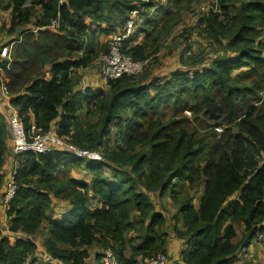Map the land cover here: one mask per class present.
<instances>
[{
	"label": "trees",
	"instance_id": "trees-1",
	"mask_svg": "<svg viewBox=\"0 0 264 264\" xmlns=\"http://www.w3.org/2000/svg\"><path fill=\"white\" fill-rule=\"evenodd\" d=\"M108 2L123 25L126 7L135 6L129 0H8L5 5L10 15L7 26L0 30L13 33L20 25H33L20 28L17 37L2 43L14 45L10 60L0 59L9 101L26 131L54 127L58 135L80 147L103 146L105 156L83 159L59 148L16 153L13 180L17 187L6 209L9 229L32 233L47 219L50 233L43 245L52 257L67 264H99L102 251L96 253V263L87 262V247L95 243L111 246L121 264H147L167 234L155 229L163 223V214L146 192L137 190V183L177 202L183 181L190 185L201 180L197 207L192 195L182 200L178 209L181 227L177 220L173 223L174 233L185 243L179 252L180 264H230L235 251L259 233L264 243V160L260 159L264 154V109L251 103L249 95L264 77V38H258L264 0H219L217 10L210 8L198 18L204 33L214 38L224 35L232 20V34L223 44L230 51L216 54L208 63L190 61L186 68H174L167 77H154L146 83L123 73L106 80V90L77 87L72 74L94 59L99 28L92 25L103 21ZM144 5L152 6L151 2ZM154 15L145 17L143 24L152 23ZM123 43L125 46L126 41ZM123 51L142 53L134 45ZM168 109L175 113L190 110L208 128L221 126V130L195 138L194 131L188 133V117L182 116L185 126L176 128L182 123L180 118L164 121L157 116ZM95 114L97 120L91 121L89 117ZM7 134V122L0 112V195L6 180L1 169ZM109 162L129 166L131 173ZM82 163L90 172L94 193L89 195L88 181L70 177L73 195L65 194L70 208L61 218H48L53 196L62 191L52 182ZM132 210L141 218L149 215L150 222L143 238L125 254L124 234ZM233 221L242 222L248 232L245 237L234 240ZM61 242L69 247L60 246ZM35 249L31 238L11 242L7 235H0V264H23L33 258Z\"/></svg>",
	"mask_w": 264,
	"mask_h": 264
},
{
	"label": "rangeland",
	"instance_id": "rangeland-1",
	"mask_svg": "<svg viewBox=\"0 0 264 264\" xmlns=\"http://www.w3.org/2000/svg\"><path fill=\"white\" fill-rule=\"evenodd\" d=\"M135 6L126 7L125 13L123 15L128 18H133L134 20V28L131 33L126 36L123 40L119 42L120 49L124 54L130 56L133 61L138 62V69L135 70L133 65H130V71L128 74H131L136 79L142 83L148 82L150 79L154 77L163 76V78L167 77L170 70L174 68H186L189 66L190 61H197V63L205 64L208 63L216 54L221 53L222 51L229 52V48H225L223 44L226 43V39L229 38L230 34H232L233 25L232 20H229L228 28L229 30L224 33V35H219L211 37L204 33L203 28L205 27L203 23H198V18L205 14L210 8L214 11L218 9V1L219 0H129ZM8 0H0V26L6 27L8 23V17L10 15L9 8H6L5 5ZM144 2H151L152 6L150 8H145ZM137 4V5H136ZM145 6V7H144ZM135 9L137 12L134 14L131 13V10ZM165 9V12H164ZM235 9V8H234ZM233 9V10H234ZM148 13H144V12ZM232 10V12H233ZM253 12V11H252ZM150 14H155V19L150 24H143V20L145 17H149ZM103 21H99L100 25L93 23V28H99L96 31L95 35V49L96 55L92 62L82 68H78L72 74V77L75 81H77V85L81 88L84 86H92L94 88L99 87L103 89H107V84L105 78L102 76L101 66L103 55H107L109 51L110 42L115 39V37L119 36L122 31L125 29V22L122 25L121 16L116 12L115 7L111 6V3L108 2V5L102 11ZM256 24L260 23L259 20H256ZM89 20L87 19V22ZM6 24V25H5ZM24 26H33L31 23L26 25H20L16 27V31L13 33L7 32L6 29L0 30V44L11 39L12 37H17V31ZM102 27H111L108 30H103ZM145 28V29H144ZM261 38H264V22L263 29L260 32ZM126 41L125 46L123 41ZM13 43L10 44V56L11 50L13 47ZM137 46L141 50V54H133L132 52H124L123 49H128L130 46ZM0 46V48H1ZM124 46L122 49L121 47ZM48 76V75H46ZM259 78V77H258ZM250 80H244V82H248ZM251 84V83H248ZM259 86H256L254 90L249 91L251 103H255L261 105L264 109V77L263 79H259ZM12 105L11 103L9 106ZM86 108L83 107L82 116L85 113ZM10 111L8 112L9 115ZM7 115V117H8ZM173 117H170V116ZM159 118H162L164 121L171 119H179L182 120V116L188 117V121L186 122L188 127V133L191 131L195 132L194 137L200 138L203 134L211 132H217V134L221 130V126H217L216 129L208 128L204 119L200 118V115H194L190 110L186 111H178L175 113L174 111L168 109V111L157 114ZM88 117V116H86ZM84 117V118H86ZM91 121L97 120V114L91 115L89 117ZM155 118V117H154ZM170 119V120H171ZM185 123L182 120V123H178L176 128L180 126H185ZM224 126V123L223 125ZM116 128L111 127V133L114 134ZM98 149L102 154V159H105L103 146L93 147ZM139 147L135 148L138 150ZM261 160H264V154L260 157ZM117 167H124L118 163L109 162ZM129 173H131V169L128 166L124 167ZM86 170L87 175H82V173ZM107 175H110L109 171L105 172ZM72 176L77 178H82L88 180L89 186V195L92 196L93 190L92 184L90 182V172L85 168V165L82 163L80 167H72L71 169L65 171L64 173L58 175L56 180L52 183L56 184L60 187L62 191L56 198H53V207L58 209V207L62 205H58L57 203L63 199V201L70 200L69 197H65L66 195H73L68 186V179ZM194 176V174H193ZM110 177V176H109ZM188 181L184 182L181 185L180 190H178L179 194L176 197L177 202L173 201L168 194L164 196H159L157 191H147L145 188H141V186L137 183V190H141L146 192L149 199L152 201L154 208L161 212L164 217V221L161 225H155V229L158 233L166 232V238L164 239L163 244L159 246L156 252H153L149 257L147 264H149V260L155 257L154 254L157 252L163 253L166 256L165 247L172 244L173 241L179 239L174 233L173 223L177 220V225L181 227L182 224V216L179 213L178 209L180 206V202L184 199H187L190 195L194 198L192 200L195 207H197L199 198L202 191V181L200 180L198 184H191ZM56 185L54 187H56ZM55 197V196H53ZM61 198V199H60ZM58 201H57V200ZM57 201V202H56ZM90 201L94 206L95 200L90 197ZM67 202V201H66ZM175 216V217H174ZM139 220H143V223H140ZM149 215L141 218V216L134 210H132L131 215L129 217L130 225L126 228L124 234V241L126 244L125 254H128L131 251V245L137 244L143 236L146 234V225L149 224ZM226 224V223H225ZM233 226L236 230V236L234 240H239L240 238L245 237L248 232L245 231L243 224L241 221H233ZM181 245H182V238ZM96 244V243H95ZM95 244L87 247L89 251V256L87 258V262L96 263L98 259H95V254L97 248H99V253L103 252L106 248H110L111 246H95ZM177 246L179 247V242L177 241ZM185 247V243L183 242L182 248ZM113 251V250H112ZM240 251V252H239ZM239 252V253H238ZM154 255V256H153ZM34 257V254H33ZM141 258L139 257V260ZM180 260V258L178 259ZM180 262H182L180 260ZM143 264V262H140ZM38 264H44L40 261ZM230 264H264V243L263 241L253 238L249 244L240 246L235 251V256L233 262Z\"/></svg>",
	"mask_w": 264,
	"mask_h": 264
},
{
	"label": "built area",
	"instance_id": "built-area-1",
	"mask_svg": "<svg viewBox=\"0 0 264 264\" xmlns=\"http://www.w3.org/2000/svg\"><path fill=\"white\" fill-rule=\"evenodd\" d=\"M137 12L135 9L131 10V13ZM54 25V23H53ZM134 28L133 18H128L125 22V29L121 34L115 37L110 42L109 51L107 55H103V61L101 66L102 76L105 80L109 78H116L123 73L130 71L129 66L133 65L135 70L138 69V62L133 61L129 55L124 54L121 49L119 42L128 36ZM10 60V44H2L0 48V59ZM8 66V65H7ZM4 68L0 66V80L3 83V90L6 95V87L3 82ZM10 113L7 117V124L9 127L12 148L14 154L32 149L36 151H45L52 148L66 149L73 153L75 156L90 159V160H101L102 154L98 149L80 147L75 143L71 142L64 136H60L54 130V127L47 131H42L39 128L32 127L30 131H26L24 123L17 111V108L10 105ZM18 161L15 158L14 168L6 174V180L4 183L3 191L1 193V199L4 204L8 206V201L14 195L16 190V183L13 180V175ZM257 239H261V234L257 235ZM240 252V251H239ZM238 252V253H239ZM155 257L149 260V264H180V261H169L163 253L157 252L154 254ZM153 255V256H154ZM99 264H121L119 258L114 254L110 248H106L99 260Z\"/></svg>",
	"mask_w": 264,
	"mask_h": 264
},
{
	"label": "crops",
	"instance_id": "crops-1",
	"mask_svg": "<svg viewBox=\"0 0 264 264\" xmlns=\"http://www.w3.org/2000/svg\"><path fill=\"white\" fill-rule=\"evenodd\" d=\"M46 75H48V76L50 75L49 70L46 71ZM48 76H46V77H48ZM77 87H80V86L77 85ZM9 104H10L9 96H7L5 91L3 90V83L0 80V112H2L4 114L6 122H7L8 112L11 109ZM7 129H8V134H7V137L5 139L6 149H5V153H4L3 166L1 169L5 173V175L8 172H10L15 166V154H14V151L12 148V141H11V135H10L8 124H7ZM87 174L88 173L86 172V170L82 173V175H87ZM80 179H82V178H80ZM83 180H86V179H83ZM86 181H88V180H86ZM56 197L57 196H55L54 198H56ZM66 201H63V199L61 201H59L57 204L62 205V206L58 207V209H56L55 207L52 208V206H53V203H52L51 209L47 212L48 218H61L66 213V210H68L70 208V202L68 200H66ZM6 209H7V205L2 202V199L0 196V235H7L9 237V239L11 240V242H14L19 237L31 238L36 244L34 257L32 259H27L23 264H38V263H40V261L44 264H67L66 262H64L60 259L52 257L48 253V251L46 250L45 246L43 245V240L46 237H48L49 233H50V225H49V222L47 221V219L43 220L40 227L32 233H25V232H22L19 230L18 231H11L9 229V223H8L9 217H8L7 212H6ZM172 241H173L172 244L168 245V243H167V246L165 247L166 258L169 261H180V260H178L180 258L179 252L182 249V245H183L184 240H182V245L180 244L181 243L180 238L179 239L175 238V240H172ZM177 241L179 242V247L177 246ZM59 245L62 247H69L68 244L62 243V242L59 243ZM95 246H98V245L95 244ZM98 251H99V248H97L95 254H93V256H95V259H98V258H96V253H99ZM233 259H234V257H233ZM233 259H232V262H233ZM91 263H93V262H91Z\"/></svg>",
	"mask_w": 264,
	"mask_h": 264
},
{
	"label": "clouds",
	"instance_id": "clouds-1",
	"mask_svg": "<svg viewBox=\"0 0 264 264\" xmlns=\"http://www.w3.org/2000/svg\"><path fill=\"white\" fill-rule=\"evenodd\" d=\"M256 237H257V236H256ZM256 237H255V238H256Z\"/></svg>",
	"mask_w": 264,
	"mask_h": 264
}]
</instances>
